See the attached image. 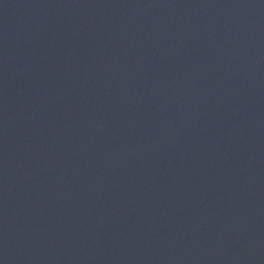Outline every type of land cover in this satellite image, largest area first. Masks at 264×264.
Here are the masks:
<instances>
[{
	"label": "water",
	"instance_id": "95a60500",
	"mask_svg": "<svg viewBox=\"0 0 264 264\" xmlns=\"http://www.w3.org/2000/svg\"><path fill=\"white\" fill-rule=\"evenodd\" d=\"M0 264H264V0H0Z\"/></svg>",
	"mask_w": 264,
	"mask_h": 264
}]
</instances>
